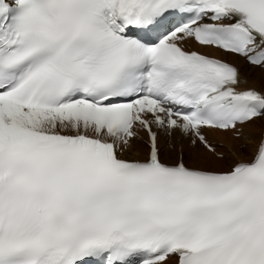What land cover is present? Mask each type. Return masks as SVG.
<instances>
[{"label": "snow or ice", "instance_id": "6c2138e0", "mask_svg": "<svg viewBox=\"0 0 264 264\" xmlns=\"http://www.w3.org/2000/svg\"><path fill=\"white\" fill-rule=\"evenodd\" d=\"M194 45L264 70V0H0V264H264V86Z\"/></svg>", "mask_w": 264, "mask_h": 264}, {"label": "bare ground", "instance_id": "6f19581e", "mask_svg": "<svg viewBox=\"0 0 264 264\" xmlns=\"http://www.w3.org/2000/svg\"><path fill=\"white\" fill-rule=\"evenodd\" d=\"M241 72L248 78L247 85L256 87L264 86V70L252 66L241 65ZM259 124L260 122H257L254 129L246 128L245 133L248 135H257Z\"/></svg>", "mask_w": 264, "mask_h": 264}]
</instances>
